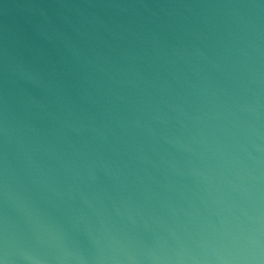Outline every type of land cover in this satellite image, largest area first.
Returning a JSON list of instances; mask_svg holds the SVG:
<instances>
[{
	"label": "water",
	"instance_id": "95a60500",
	"mask_svg": "<svg viewBox=\"0 0 264 264\" xmlns=\"http://www.w3.org/2000/svg\"><path fill=\"white\" fill-rule=\"evenodd\" d=\"M0 264H264V0H0Z\"/></svg>",
	"mask_w": 264,
	"mask_h": 264
}]
</instances>
